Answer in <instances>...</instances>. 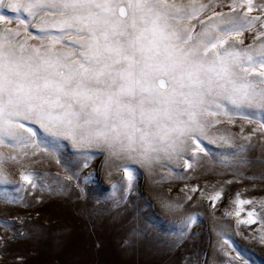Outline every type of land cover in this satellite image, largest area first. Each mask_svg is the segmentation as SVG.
I'll return each mask as SVG.
<instances>
[{
  "label": "snow or ice",
  "instance_id": "6c2138e0",
  "mask_svg": "<svg viewBox=\"0 0 264 264\" xmlns=\"http://www.w3.org/2000/svg\"><path fill=\"white\" fill-rule=\"evenodd\" d=\"M245 33H254L246 45ZM237 116L255 125L247 135L240 127L247 144L234 143L231 133L212 134ZM257 132L264 144V0H0V149H11L0 151L4 203L23 206L19 193L37 187L67 190L22 163L41 151L59 156L64 141L83 167L99 151L102 167L123 171L124 182L109 195L119 207L134 186V165L151 172L163 162L179 175L181 167L188 171L214 156L205 142L231 149L223 157L228 167L264 165L247 155ZM10 162L18 180L4 167ZM73 178L79 187V172ZM188 191L213 208L224 194L215 186ZM225 215L237 226L259 223L253 238L264 245V200L237 192ZM195 222V215L185 216L170 246ZM218 234L222 248H234L228 233ZM8 239L0 237V245Z\"/></svg>",
  "mask_w": 264,
  "mask_h": 264
},
{
  "label": "rangeland",
  "instance_id": "374dc122",
  "mask_svg": "<svg viewBox=\"0 0 264 264\" xmlns=\"http://www.w3.org/2000/svg\"><path fill=\"white\" fill-rule=\"evenodd\" d=\"M251 35L254 33H245V45L251 43ZM241 126L247 135L255 125L237 116L232 124H218L211 132L231 133L234 143L247 144L240 138ZM63 144L59 156L41 151L22 163L42 174L45 183L63 185L66 191H41L37 187L31 194L21 192L23 206L0 199V237L12 236L0 245V264H228L237 256L240 259L236 264H264V245L253 238L259 223L237 226L233 217L225 215L229 197L237 192L241 198L264 200V179L260 178L264 176V165L228 167L223 157L231 149L222 143L205 142L214 156L203 157L194 169L185 171L181 167L179 175L163 162L153 165L151 172L134 165V186L125 201L115 207L109 195L113 184L124 182L123 171L112 163L102 167L105 158L99 151L91 155L85 168L71 145L66 141ZM251 144L248 157L264 159L259 132L252 136ZM0 151L7 155L11 149ZM4 167L11 179L18 180L17 165L10 162ZM77 172L79 187L76 178L68 179ZM192 186L205 191L215 186L224 194L213 208L199 192L188 191ZM3 187L0 185V190ZM186 194L193 199L186 200ZM162 202L182 208H163ZM188 215H195L196 222L185 230L187 235L178 245L170 246ZM17 232L24 236H15ZM221 232L228 233L234 248L221 247ZM226 250L228 256L224 255Z\"/></svg>",
  "mask_w": 264,
  "mask_h": 264
}]
</instances>
